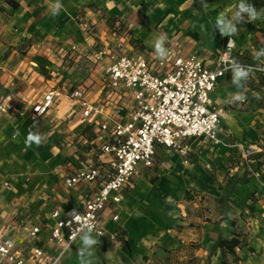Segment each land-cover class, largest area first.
<instances>
[{
  "label": "crops",
  "instance_id": "0c3cea01",
  "mask_svg": "<svg viewBox=\"0 0 264 264\" xmlns=\"http://www.w3.org/2000/svg\"><path fill=\"white\" fill-rule=\"evenodd\" d=\"M56 2L0 0V106L7 109L0 112V237L13 239L17 247L28 242L45 251L51 250L44 236L54 224L52 211L65 215L80 208L100 183L79 191L63 184L69 167L95 160L98 145L95 126L83 123L78 103L68 94L81 87L86 100L97 103L103 98V67L92 61L94 46L131 54L154 50L161 35L143 20L141 0H59L63 8L53 15ZM241 2L213 0L202 2L203 12L193 5L170 11L168 25L174 30L164 47L214 67L233 40L234 60L254 70L243 90L246 104L232 101L242 90L232 83L231 72L217 82L211 99L225 110L220 143L191 138L185 164L178 153L157 147L153 167H139L138 178L120 193L118 223L110 220L112 205L104 212L107 230L119 227L125 234L119 247L141 264H264V71L256 70L264 67V57L253 59L264 49V0H243L260 16L237 24L238 34L222 35L216 26L220 13L231 19ZM117 22L130 33L112 34L110 27ZM72 46L87 55L72 57ZM52 89L62 96L46 116L28 121L30 107ZM119 108L110 106L108 113L127 121ZM29 130L45 136L41 146H25ZM235 145L255 146L256 151L245 162ZM168 197L174 203H166ZM19 219L40 227L42 238L32 240L16 232ZM232 239L239 241L233 252L216 246L218 240ZM81 246L79 237L72 247ZM72 247L64 264H78V249Z\"/></svg>",
  "mask_w": 264,
  "mask_h": 264
},
{
  "label": "built area",
  "instance_id": "2783aa9c",
  "mask_svg": "<svg viewBox=\"0 0 264 264\" xmlns=\"http://www.w3.org/2000/svg\"><path fill=\"white\" fill-rule=\"evenodd\" d=\"M228 42L214 67L205 65L195 55L181 56L174 47H165L169 55L160 60L151 49L135 50L129 54L120 49H97L94 46L92 61L103 67V98L92 103L84 98L81 87L74 88L68 96L78 103L83 123L96 128L98 145L93 151L95 160L86 161L80 168L69 167L63 184L67 189L79 191L99 181V189L82 200L78 209H70L65 215H61L58 209L52 211L54 224L44 236L50 251L28 242L17 247L13 239L0 237V249H3L0 251V264H64L66 253L80 237L69 239L71 229L68 222L74 212L80 214L81 223L86 221L94 225L92 235L97 241L122 245L126 241L125 234L119 227L108 231L103 214L112 205L110 220L118 223L120 193L138 178L139 167H153L156 148L164 147L184 156L186 148L183 143L191 138L216 144L221 142L218 132L225 110L213 105L211 95L217 82L231 72L234 46L229 48ZM70 53L75 58L87 55L78 46H72ZM55 76L59 78L61 75L57 72ZM61 96L60 91L49 90L40 103L30 107L28 121L36 122L46 116ZM110 106L115 110L122 107L128 120L124 121V117L118 114L110 115ZM6 111L4 106H0L1 113ZM234 147L245 162L256 151L255 146ZM255 177L260 178L259 175ZM15 226L16 232L26 238H42L38 226L29 227L20 219ZM79 227L80 223L72 221L73 230ZM9 241L13 242L12 247L8 246Z\"/></svg>",
  "mask_w": 264,
  "mask_h": 264
},
{
  "label": "clouds",
  "instance_id": "9594fccd",
  "mask_svg": "<svg viewBox=\"0 0 264 264\" xmlns=\"http://www.w3.org/2000/svg\"><path fill=\"white\" fill-rule=\"evenodd\" d=\"M63 8V5L57 0L56 4L52 6V14L57 15L59 11ZM260 13L250 4L242 2L238 5L237 10L234 12L231 19L226 18L224 13H220L216 26L220 29L222 35L231 36L238 34L239 29L237 28V24H242L244 22H251L259 18ZM167 40L166 34L159 35L154 42V54L160 59L164 60L169 55V50L164 47L165 42ZM234 41L229 40L228 47L232 48L234 46ZM261 57H264V49H261L254 53L253 59L260 60ZM224 59L227 61V54L224 55ZM227 70V69H225ZM230 70L232 73V83L242 91H238L237 93L232 95V101H240L243 102L246 100V96L244 95V91L247 88V81L250 77V74L253 72V68L251 66H245L237 62L236 60H232L230 62ZM259 71H264V67L257 66ZM260 97L257 96V99ZM35 123L32 127H35ZM18 134V133H17ZM45 139V136L39 132H33L29 130L28 135L25 139V146L31 147L35 144L37 147L41 146ZM166 203H174L171 197L166 198ZM72 220L68 222V227L71 229V235L69 237L70 240H74L77 235H80L81 247L78 249V256L80 260V264H92V256H93V248L98 244L97 239L92 235L94 225L83 222L81 223V216L77 213H71ZM172 215V213H169ZM72 221L80 223V227L73 230L71 228ZM102 235V233L100 234ZM8 246L12 247L13 242L9 241ZM3 249H0L2 251ZM87 250V251H86Z\"/></svg>",
  "mask_w": 264,
  "mask_h": 264
},
{
  "label": "rangeland",
  "instance_id": "374dc122",
  "mask_svg": "<svg viewBox=\"0 0 264 264\" xmlns=\"http://www.w3.org/2000/svg\"><path fill=\"white\" fill-rule=\"evenodd\" d=\"M200 1H202L203 3H207L213 0H200ZM192 5H193V0H141V11H142L143 20L146 22V24L152 26L153 28L156 27L157 30L160 32V34H166L168 37L169 33L174 30V25L172 24L168 25L169 24L168 17L171 14L170 11L176 10L177 8L185 9L186 7H191ZM162 22L163 23L166 22V24L161 25ZM110 30L111 33L115 34L116 36H120L123 30H124V34L130 33V31H128L125 27H123L120 22H117V24L113 23L110 27ZM96 48L98 49L99 46H97ZM242 104H246V102ZM191 140L192 139L186 140L183 143V145L186 148V154L184 156H181L177 151H171L178 153V155L184 160L183 161L184 164L186 163L185 161L188 160V156L191 153L190 152ZM202 142L213 144V142L204 139H202ZM208 168L209 167H207V169ZM123 248L124 246L119 247L116 245L108 244L103 241L102 242L98 241V244L95 245L93 248V256L91 259L92 261L94 262L97 261L100 264H141V259H129L128 256H126L125 252L123 251ZM74 249L76 250L79 248L72 247V250ZM74 253L77 256L78 252L74 251ZM76 258L78 259L77 263L80 264L79 256ZM92 264L95 263L92 262Z\"/></svg>",
  "mask_w": 264,
  "mask_h": 264
},
{
  "label": "trees",
  "instance_id": "16d2710c",
  "mask_svg": "<svg viewBox=\"0 0 264 264\" xmlns=\"http://www.w3.org/2000/svg\"><path fill=\"white\" fill-rule=\"evenodd\" d=\"M10 3V2H8ZM193 7L198 12H203L202 2L200 0H193ZM239 245V241L237 239H232L230 241L226 240H218L216 246L222 249L227 250L228 252H233L234 248Z\"/></svg>",
  "mask_w": 264,
  "mask_h": 264
}]
</instances>
